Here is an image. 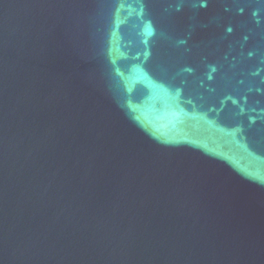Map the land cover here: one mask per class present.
Here are the masks:
<instances>
[{
  "label": "water",
  "instance_id": "obj_1",
  "mask_svg": "<svg viewBox=\"0 0 264 264\" xmlns=\"http://www.w3.org/2000/svg\"><path fill=\"white\" fill-rule=\"evenodd\" d=\"M0 264H264V0H0Z\"/></svg>",
  "mask_w": 264,
  "mask_h": 264
}]
</instances>
